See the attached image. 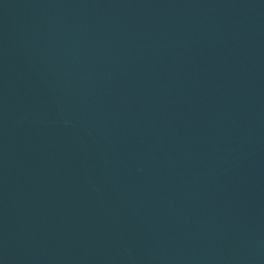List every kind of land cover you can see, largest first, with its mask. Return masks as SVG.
Wrapping results in <instances>:
<instances>
[{"label":"water","instance_id":"95a60500","mask_svg":"<svg viewBox=\"0 0 264 264\" xmlns=\"http://www.w3.org/2000/svg\"><path fill=\"white\" fill-rule=\"evenodd\" d=\"M0 264H264V0H0Z\"/></svg>","mask_w":264,"mask_h":264}]
</instances>
